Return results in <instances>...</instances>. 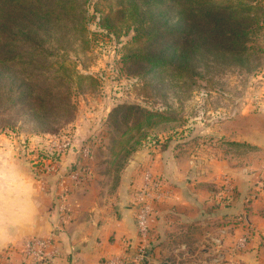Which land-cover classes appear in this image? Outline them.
I'll return each instance as SVG.
<instances>
[{
  "label": "crops",
  "instance_id": "crops-1",
  "mask_svg": "<svg viewBox=\"0 0 264 264\" xmlns=\"http://www.w3.org/2000/svg\"><path fill=\"white\" fill-rule=\"evenodd\" d=\"M210 126L204 128L216 137L210 143L191 137L183 148L174 140L156 149L148 161L144 152L132 157L111 191L107 166L94 174L91 162V175L80 185L66 181L62 217L56 175L42 189L19 140L0 135V149L15 153L32 175L40 204L35 223L0 247V264H28L21 253L24 239L50 234L59 255L48 264H136L141 241L133 184L141 183V162L166 194L151 204L146 264H264V107L237 108ZM74 131L82 140V129ZM75 158L73 152L65 155L59 174L71 168ZM244 233L249 242L238 249L237 238Z\"/></svg>",
  "mask_w": 264,
  "mask_h": 264
},
{
  "label": "trees",
  "instance_id": "trees-1",
  "mask_svg": "<svg viewBox=\"0 0 264 264\" xmlns=\"http://www.w3.org/2000/svg\"><path fill=\"white\" fill-rule=\"evenodd\" d=\"M77 1L0 0V114L9 116L18 106L16 112L20 110L28 120L45 124L52 115L59 116L65 104L69 84L60 83V77L70 80L74 76L79 83L92 80L91 75L77 72L67 58L75 33L83 37L86 33L85 17L80 16ZM258 2L118 0L115 4L114 0H97L94 8L97 25L116 38L120 30L131 29L132 34L120 51L121 58L138 69L137 76L157 72L162 81L161 74L168 69L173 74L166 82L178 92L193 84L198 70L206 69L208 57L250 55L251 44L261 32L264 35V23H258L260 17L264 18V11L256 13L262 8ZM174 17L177 27L171 24ZM75 52L77 46L73 47L72 53ZM15 92L21 100L15 99ZM132 112L137 115L136 121L120 129L105 162L107 174L116 182L132 159L134 147L141 146L142 141L151 142L152 131L168 129V115L172 114L171 110L151 111L123 103L111 115L125 120ZM131 131L136 137L127 135ZM196 138L206 144L213 139ZM222 143L244 148L235 142Z\"/></svg>",
  "mask_w": 264,
  "mask_h": 264
},
{
  "label": "rangeland",
  "instance_id": "rangeland-1",
  "mask_svg": "<svg viewBox=\"0 0 264 264\" xmlns=\"http://www.w3.org/2000/svg\"><path fill=\"white\" fill-rule=\"evenodd\" d=\"M96 1H77L79 14L85 17L86 33L85 37L75 33L73 47L77 46V52L72 53V46H68L70 51L67 52V58L76 71L91 75L92 80L79 83L74 76L70 80L60 77V83L65 81L69 84L65 104L60 115H52L45 124L28 120L20 113V110L16 112L18 106L10 111L9 116L0 114V135L18 139L21 152L25 156L32 154L33 150L44 148V141L48 136L61 135L72 138L71 148L58 158L56 168L59 169V163L65 155L73 152L76 157L73 166L60 174L64 175L72 171L80 160L79 148L84 144L87 145L90 150L87 160L88 171L87 175L84 174L82 182L91 175V162L94 174L96 171L105 169L106 165L103 162L107 161L111 154L112 145L121 133L120 129L132 126L137 119L134 112L125 120L112 116L113 109L120 104L137 105L151 111L171 110L172 112L168 115L171 118L166 124L168 129H156L149 133L152 141H142V145L134 147L135 150L130 155L134 157L144 152L148 157L147 161L156 149L159 150L163 145L167 146L171 141L180 140L184 145L183 148H186L185 143L191 137L201 138L203 135L210 137L211 135L204 128L211 127L210 125L233 115L237 108L264 107V35H261L262 32L251 44L250 55L240 58L208 57L206 69L200 72L198 70L197 75L192 76L193 84L177 92L166 82L173 74L168 69L161 74L164 77L162 81L157 78V72L147 76H137L138 69L122 59L123 51H120L122 44L126 43L131 36V29L120 30L116 38L114 34L111 35L100 28L97 25L98 13L94 8ZM117 1L114 0V3L116 4ZM259 1L258 5L262 8L257 10L258 14L264 11V0ZM74 12L77 10L71 13ZM174 22H176L175 17L171 20V24L177 27ZM259 22L263 24L264 18L260 17ZM14 96L18 101L21 100L17 92ZM75 127L82 129V140L77 139ZM133 134L136 137L133 131L127 133V135ZM142 164L143 162L137 169V171L142 169L141 174L148 171L145 164L142 168ZM115 183L117 184L118 180L117 182L116 179L109 181L110 191L116 186ZM136 183L134 182V187L132 186L134 191L137 188ZM60 187L58 185V190L61 192L65 186Z\"/></svg>",
  "mask_w": 264,
  "mask_h": 264
},
{
  "label": "built area",
  "instance_id": "built-area-1",
  "mask_svg": "<svg viewBox=\"0 0 264 264\" xmlns=\"http://www.w3.org/2000/svg\"><path fill=\"white\" fill-rule=\"evenodd\" d=\"M48 139V141L46 140ZM44 141V148L40 150H33L32 154L27 155V161L31 167L34 179L43 189L49 178L56 175L59 185L65 186L66 181L72 185H77L82 178L87 175L88 166L87 160L90 156V150L87 145H82L79 150V163L75 168L67 174H59L57 170V160L72 146V138L62 137H46ZM58 166V165H57ZM85 174V175H84ZM262 182L264 186V168L262 170ZM64 190L58 195L57 210L60 212V217L65 207L63 204ZM166 196L162 191L160 182L154 178L149 171H144L141 176V183L137 185L134 191V218L135 228L140 238L141 244L136 250L134 261L136 264L143 263L147 260V248L149 247V231L150 223L152 221V202ZM249 242V234L244 233L236 241L238 249H244ZM21 253L28 261V264H48L54 261L59 255V250L54 243L53 235L48 236H31L24 239L21 247ZM109 264H115L109 262Z\"/></svg>",
  "mask_w": 264,
  "mask_h": 264
},
{
  "label": "clouds",
  "instance_id": "clouds-1",
  "mask_svg": "<svg viewBox=\"0 0 264 264\" xmlns=\"http://www.w3.org/2000/svg\"><path fill=\"white\" fill-rule=\"evenodd\" d=\"M39 207L30 172L15 153L0 149V247L35 223Z\"/></svg>",
  "mask_w": 264,
  "mask_h": 264
}]
</instances>
